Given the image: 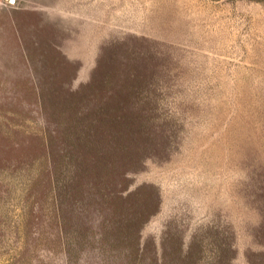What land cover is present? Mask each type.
<instances>
[{"label": "rangeland", "instance_id": "obj_1", "mask_svg": "<svg viewBox=\"0 0 264 264\" xmlns=\"http://www.w3.org/2000/svg\"><path fill=\"white\" fill-rule=\"evenodd\" d=\"M54 196L64 264H258L264 0H0V264Z\"/></svg>", "mask_w": 264, "mask_h": 264}, {"label": "trees", "instance_id": "obj_2", "mask_svg": "<svg viewBox=\"0 0 264 264\" xmlns=\"http://www.w3.org/2000/svg\"><path fill=\"white\" fill-rule=\"evenodd\" d=\"M56 183L51 184L50 191L53 190L56 187ZM47 189V184L45 187ZM42 189H37V185H33L31 189V197L32 201L34 199L33 196L40 194ZM60 205L59 201L57 200V196H54L52 201L49 202V205L47 207V215H46V225L45 229L43 230V236H36L35 233H30L29 235H26V239L22 241V243L19 245V251L11 264H32V257L36 259L35 264H64L63 262H60L59 254H60V241H59V235H60V228L58 226L59 220H60ZM48 234L50 237L49 243H47L48 240ZM52 238V239H51ZM34 240L33 243L31 241ZM44 243H43V242ZM39 242V245L36 244ZM46 242V243H45ZM51 244L50 247L48 245ZM39 246V248L43 249L45 248V253L40 257V255H33V248L31 246ZM121 251H118L117 254H119ZM131 254V257L134 259L133 262H119L118 264H151L147 263L145 260L140 258V250H135ZM258 258V264H264V251H259L257 254Z\"/></svg>", "mask_w": 264, "mask_h": 264}, {"label": "water", "instance_id": "obj_3", "mask_svg": "<svg viewBox=\"0 0 264 264\" xmlns=\"http://www.w3.org/2000/svg\"><path fill=\"white\" fill-rule=\"evenodd\" d=\"M12 1H14V0H12Z\"/></svg>", "mask_w": 264, "mask_h": 264}]
</instances>
